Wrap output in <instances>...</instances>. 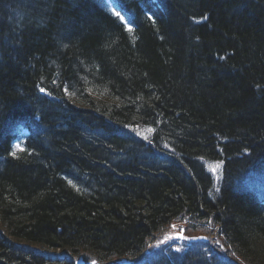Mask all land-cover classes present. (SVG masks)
Returning a JSON list of instances; mask_svg holds the SVG:
<instances>
[{
    "label": "trees",
    "instance_id": "16d2710c",
    "mask_svg": "<svg viewBox=\"0 0 264 264\" xmlns=\"http://www.w3.org/2000/svg\"><path fill=\"white\" fill-rule=\"evenodd\" d=\"M120 1L0 0V264H264V0Z\"/></svg>",
    "mask_w": 264,
    "mask_h": 264
},
{
    "label": "bare ground",
    "instance_id": "6f19581e",
    "mask_svg": "<svg viewBox=\"0 0 264 264\" xmlns=\"http://www.w3.org/2000/svg\"><path fill=\"white\" fill-rule=\"evenodd\" d=\"M98 2L101 3V5L104 7L105 11L107 13H109L112 17L116 18L117 20H119L120 23L123 24V26L125 27L126 30H129V28H132L133 25H132V19L133 17L131 16V14L129 12H127L124 8H123V5H124V2L123 1H120V0H97ZM117 13H119V15H117ZM120 17H123V19H121ZM42 89L44 91H42ZM40 91L41 93L45 92V89L44 88H40ZM47 92V91H46ZM22 118V117H21ZM17 120L20 119V118H16ZM14 120V119H13ZM19 121V120H18ZM13 122V121H10V123ZM20 122H23V121H20ZM10 125V124H9ZM0 128H1V125H0ZM5 129V130H4ZM4 129H0V131L3 134V139L4 141L6 142V140L8 141V138L10 139V144L13 145V148L14 150L16 151H19L20 148H22V143L25 142V136L28 135L29 133V128L27 125L25 124H22L20 125L17 129L15 128V132L12 131L11 129V125L10 127H5ZM131 129L133 130V132L135 133V136H132V137H129L128 136H124L129 142H130V150H128V154L129 155H133V153L137 154V153H142V152H145V146L147 143H151L149 142V140H145L141 135L140 133L138 132V129L133 126L131 127ZM19 131V133L23 136H20L16 139L15 135H12L14 133H17ZM139 137V138H138ZM20 141L18 144L17 142ZM132 143V144H131ZM19 145V148H17L16 146ZM4 154L3 153H0V160L4 159L5 157H3ZM170 158L169 155L167 153H162V157H160V159L163 161V160H166ZM195 163V162H194ZM197 167H200V164H198ZM209 167H207L208 169ZM202 169H204L205 172H207L205 170V168L203 167ZM210 172L211 173H214V170L211 168H209ZM208 173V172H207ZM209 174V173H208ZM208 177H210L212 179L211 176L207 175V174H204ZM26 247H29V248H32L28 245H24ZM33 251H37V249L35 248H32ZM39 252V251H38Z\"/></svg>",
    "mask_w": 264,
    "mask_h": 264
},
{
    "label": "rangeland",
    "instance_id": "374dc122",
    "mask_svg": "<svg viewBox=\"0 0 264 264\" xmlns=\"http://www.w3.org/2000/svg\"><path fill=\"white\" fill-rule=\"evenodd\" d=\"M129 143V142H128ZM130 144V143H129ZM218 172V171H217ZM217 175V174H216ZM259 199L260 200H262L263 202H264V198L263 197H259ZM259 200V201H260ZM183 230V228L181 227V226H178V225H176V224H173L172 226H170V228H168L166 231H165V233L162 235V236H160L162 239H161V241L159 242L160 243V245H163V243H166V242H169V239H170V243H172V247H175V248H177V246L180 244V240H175V239H173V238H175V236H172L171 238H170V235L172 234V233H175V232H179V231H182ZM24 244L25 245H28V246H30V247H32V248H35V249H37V250H39V251H43L42 250V248H41V246H39V245H37V244H32V243H28V242H24ZM57 250H60V249H57ZM52 252V251H51ZM132 262H134L135 263V261H130V264L132 263ZM114 263H117V262H111V263H108V264H114ZM118 264V263H117Z\"/></svg>",
    "mask_w": 264,
    "mask_h": 264
},
{
    "label": "water",
    "instance_id": "95a60500",
    "mask_svg": "<svg viewBox=\"0 0 264 264\" xmlns=\"http://www.w3.org/2000/svg\"><path fill=\"white\" fill-rule=\"evenodd\" d=\"M189 240H190V241H199V240L206 241L207 238L204 237V236H199V237H189ZM123 263H125V261H123Z\"/></svg>",
    "mask_w": 264,
    "mask_h": 264
},
{
    "label": "snow or ice",
    "instance_id": "6c2138e0",
    "mask_svg": "<svg viewBox=\"0 0 264 264\" xmlns=\"http://www.w3.org/2000/svg\"><path fill=\"white\" fill-rule=\"evenodd\" d=\"M117 15H119V13H117ZM120 18H121V19H123V17H120ZM131 30H132V29H131V28H129V31H131ZM42 91H44V90L42 89ZM16 147H17V148H19V145H17ZM12 155H14V156H15V155H16V153H15V152H13V153H12ZM216 167H219V165H217ZM213 170L215 171V168H214Z\"/></svg>",
    "mask_w": 264,
    "mask_h": 264
}]
</instances>
